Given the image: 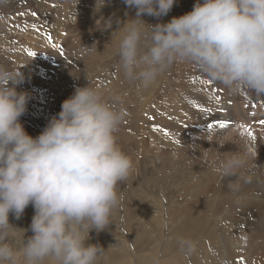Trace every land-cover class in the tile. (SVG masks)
<instances>
[{
    "label": "clouds",
    "instance_id": "obj_1",
    "mask_svg": "<svg viewBox=\"0 0 264 264\" xmlns=\"http://www.w3.org/2000/svg\"><path fill=\"white\" fill-rule=\"evenodd\" d=\"M105 3L96 0V9ZM123 3L135 9L119 30L125 79L148 88L179 63L230 95L264 98V0H196L190 12L155 25L142 17L167 16L176 0ZM23 82L21 71L0 65V264H97L104 249L87 243L89 234L111 224L118 185L133 168L117 143L123 112L101 90L77 86L32 137L21 123L29 102L17 91ZM29 205V229L10 224V213L20 219Z\"/></svg>",
    "mask_w": 264,
    "mask_h": 264
},
{
    "label": "rangeland",
    "instance_id": "obj_2",
    "mask_svg": "<svg viewBox=\"0 0 264 264\" xmlns=\"http://www.w3.org/2000/svg\"><path fill=\"white\" fill-rule=\"evenodd\" d=\"M13 1L16 0H8V2L4 5L10 7V9L6 10L0 8V18L2 16L7 21L6 24L7 27L0 26V34H1L0 38L2 37L3 40L4 38L6 40L8 39L7 44L2 47L4 52L2 54L0 52L1 54L0 65H3L9 70L21 71L24 76V82L21 85H19L17 91L27 92L29 94L27 112L21 118V123L23 124L26 132L30 136L33 137L38 136L43 131L44 127L47 125L50 118L56 115L57 113H59V111L61 110L62 102L73 94L77 86L84 87L90 85L93 88H97L101 90V92L105 95V98L112 103L113 107L117 108L118 105L120 110L123 109L122 110L123 122L121 123L119 130L116 133V137L119 135H124L125 137H128L135 142L144 139V142H146L148 145H151L153 147L154 153L149 157L152 162L154 159L155 163L152 164V162L149 161L147 166L151 169L143 173L142 176L144 174H149V175L154 174L162 169V171L160 172L161 175L158 177L161 178L163 182L160 184V186L157 187V189H155L157 191H154V195L152 194L148 195L147 192L139 194L140 192L135 191L133 196H131L130 198V201H132L131 199L136 200V198L142 196L143 200L145 199L144 201L148 203L147 207L144 208L142 207L141 215H139L138 218L135 220L136 222H140L141 224L145 223L144 226H142V229L145 230L146 233L142 235H139L138 230L128 231L126 229L125 220L123 219L125 213V209H124L125 207H123L122 204L126 203L127 200L122 193L124 189L118 188L119 193H122L121 195L122 201L120 200L119 206L112 213V217H111L112 224H110L107 229L99 233L92 231L90 233L91 235L89 234L90 239L89 241H87V243H91V244L100 243L98 245L104 249L102 254L99 256L100 259L98 258L97 260V264H101L100 261L103 262L104 261L103 258H105L104 256L105 255L108 256V254L111 251H119L118 243L120 241V238L123 240L122 235H124L126 238V242H125L126 249H125V254L121 253L120 251L121 254L120 258L126 256V259L125 260L114 259L113 261L108 262L107 264H120V263L121 264H158V262L159 264L170 263L172 257L170 255V252L169 254H166L165 252L166 249L160 251L151 250V249L153 247H156L157 244H159L158 240H166L169 232L172 230V227L168 226L166 219L168 209L169 208L176 209L180 207L185 209L190 204H192V207L189 210H192L195 206H204V205L210 206L213 214L212 216L210 215L208 217L209 219L208 226L210 229L208 230L209 231L208 233L215 234L216 231L223 230L224 239L226 241L233 240L235 238L234 237L235 232L233 226L235 227L239 224H237L238 222L236 221L234 214L231 213L229 209L219 211L217 210L216 204L221 202L219 201L220 199L224 200V202L235 204L238 203L237 199H242L243 195L237 194L235 196V194H232L230 192L228 193L227 191H224V193L214 191L213 190L214 187H212V181L210 180V177L214 176L213 175L214 171H204V168H205V164H213L215 166H220L222 168L223 167L225 168L228 167L229 161H233V160L239 161L240 164L237 165V168H240L248 172L249 175L246 176L245 178L238 180L240 184L236 189L239 192L243 187H245V183L248 184L247 188H250L251 190V188L255 186L253 184L254 183L253 179H255L256 183L258 182L256 176L264 177V167H262L263 165L261 164L259 168L257 167L258 165L256 164L253 165V161L254 162H257L259 160L264 161V123H262L263 120H260L261 118L264 117V111H263L264 101H262L261 98L250 95L247 91H243L241 93V96L245 95L242 96V99L246 103L245 109L246 107H248L249 109L253 107L256 110L261 108L263 111L262 116H257L255 114H252L251 120H249L248 122L244 121L243 123L236 116L238 109L237 107L238 100L236 101L237 99L236 95L228 94L222 86L220 87L219 85L214 84L210 80H207L203 74H201L200 72L198 73V70L195 67H191V66L188 67V65L181 64V66L183 67L182 69L181 67L179 68L177 64H174L172 66V69L170 70L171 71L170 77L172 78L171 84L173 87L170 88L169 86L168 89H170L171 92H174V90H176V92L172 93V96L169 97L168 99V97H165V89H164L162 91L164 94H162L161 97H157L158 96L157 95L154 96L153 99H151L153 101L152 106L157 107L162 103L163 106H166L165 102L171 100L174 101V104L175 101L179 102L181 99L178 96V92L182 93L183 96L186 97L185 99L189 101L195 98L197 102L199 101L204 102L205 105L201 106L200 103L199 105L195 104L196 106L194 105L195 107L194 108L187 102L186 104L190 107V109L196 110L197 114H192L191 116L178 115V118L177 116L170 117L169 115L166 116L167 119L166 117L163 116L161 120H159L160 114H156V112L152 110L154 114L153 113L147 114L149 117L146 120L145 125L143 126L146 129L141 131L142 128L141 123L140 126H138L137 123L133 122V120L136 121L138 118H140L143 109L141 100L139 99L140 96L137 97L138 95L135 92L137 91L136 90L137 87L133 90L127 89L128 80L123 77L122 73L118 71V67H117L119 60L118 57L119 40L116 42V46L104 51L101 48H104L106 46V43L108 42L109 39L108 38L105 39L103 33H101L99 37L97 34L98 30H100V28L102 29V27L106 29L111 28L113 33H118L120 28L123 27L124 23H126L129 20V16L131 12H133V15H135V9L127 7L123 3V0H112V1L106 0L107 5L105 4L103 6V10L105 9L104 10L105 12L103 10L100 11L101 9L97 10L98 7L97 9H94V12L89 10V8L93 9L96 7L95 4L96 2H94L96 0H93V2H91L93 3L92 6H89V4L91 5V3L86 2V0H61V1L56 0L55 1L56 3L52 2L48 4L47 7H46V3L41 0H18L22 4L25 3V4H30L32 6L30 8V12L27 11V13H25L26 9L22 8V6L19 7L18 4H15ZM184 1L185 2H183V5L180 10L181 12L179 11V13L181 14H179L178 17L188 12L187 0ZM64 2L67 3L64 4ZM109 2L112 4V6L109 5L110 4ZM121 5H123L124 7L119 8ZM86 7H88V9ZM106 8L108 9V12H106ZM111 9L115 11H111ZM103 12L104 15L109 14V19L106 21L111 20V27L104 26V23L106 21L100 22L99 20H96L95 24L96 25L98 24L97 25L98 30L93 29L92 27L91 30L89 29L85 32L84 29L82 28L80 31H77L76 33L69 34L68 30L65 29V27L68 25V22L66 21L69 18L75 17L76 19L78 18V21H80L78 22L74 20V22L69 25L72 24L76 25L78 23L83 25V23H81L82 20H80L79 16H85L88 14L98 15L101 13L103 14ZM65 14L66 16L64 17L63 15ZM117 14H120L122 17L114 21L113 19L117 18ZM89 20H85L83 22H88ZM29 52H33L35 53V55L29 56L28 55ZM111 54H114V56H111ZM88 56H90L91 58ZM188 71L189 73L191 72L190 75H188ZM198 79L199 81H197ZM195 80L197 81L196 84L193 83ZM186 82H188L189 84ZM210 84L213 86H211ZM141 88L142 86L139 85L138 92H141L140 91ZM121 89L128 90L125 93L126 95L125 101L127 102V103L125 102L124 104L125 109L123 108L124 106L123 103L122 106L118 102L120 100L119 91ZM133 93H135V95ZM214 95L217 98V100H215L216 98L214 97ZM135 96H136V100L138 99L140 100L139 105H137V103L139 102L135 103L132 100L133 97L135 98ZM230 96H232V98ZM209 97L212 99H210ZM196 101L195 103H197ZM213 101L216 102V104L214 105L215 107H220L218 111H214V112L211 111V107L209 106V104L213 103ZM136 105L138 107V110ZM135 111L136 113L139 114V116L138 114L134 113ZM124 113L125 114L127 113L126 115L128 117ZM154 115H158V116H154ZM221 115H223L224 118L227 119L225 122L229 125V127L227 129L216 128L214 132L210 131L208 125L212 123L218 125L219 122L217 121V119ZM135 117H137V119ZM164 120H167L168 123L171 120L172 122V123L170 122L171 125L167 126L168 125L167 121L165 123L163 122ZM136 127H137V131H136ZM150 129L159 133L158 137L160 138V143L149 135L148 130ZM211 130H213V128ZM143 131H146L147 133L144 134ZM226 135L228 137H226ZM118 141L121 140L117 137V143L119 144L120 142ZM165 142H167V144ZM158 150L160 152H158ZM130 151H132L133 155L136 156V151L134 150H130ZM194 156L198 158L200 162L204 163V168L201 171L196 169L190 171V169H188L187 167L184 168V166H182L181 169L178 168L177 166L175 168H172L168 165V163H179V162L185 165L187 162L184 160V158L186 157L189 158ZM218 162H220L221 164H219ZM245 163L247 164V167L242 166ZM225 174L227 175L229 173H225ZM165 179L167 180V182H165ZM143 181L151 182L152 181L151 176H147ZM154 184L157 185L156 182H152L149 185L153 187ZM183 184H185L186 186H182ZM121 186L123 185L121 184ZM235 186L237 185L235 184ZM186 187L188 190L181 191ZM230 187L232 186L229 185L228 188ZM159 188H165V189L163 190ZM212 190L213 192H210ZM161 191L163 192L161 193ZM213 193L214 194L216 193L215 195L218 201L215 199L213 200L209 199V195L210 194L213 195ZM250 194L251 195L253 194V196L245 194L244 197L252 201H258L260 199L259 192L255 191ZM162 195L164 196L172 195L173 198L171 200L168 199L160 200L159 203L152 202L153 200L159 198ZM148 199H150L152 203H149ZM189 202H193V203H189ZM27 208H31V209L25 210L23 215L21 216V218L24 221L21 218L19 219L23 229H29L32 218L28 214L29 213L34 214V209L31 205H29ZM9 216H10L9 222H11L10 224L16 227L14 223V220L16 218L12 214H10ZM153 216H154L153 219H155V221L152 222L151 220ZM231 218H233L234 220ZM224 221L227 222L225 223ZM214 222L217 224H215ZM232 223H234L233 226ZM227 224L228 225L231 224L232 227L230 225L228 226ZM227 228L230 229L228 230ZM151 230H154V235L150 234ZM253 233L255 237L252 236ZM31 235L32 233L30 230L26 232V237H29ZM259 235L260 234L255 231H252L250 235L249 233L246 235V239L244 240L245 243L247 242L245 244L246 248H247V244L249 245V247L246 250H250L251 248L252 250L246 251L239 259L235 260L236 264H240L239 263L240 261L241 264L242 263L247 264L248 262H249L248 264H264V240H263L264 236L260 237L261 235L260 236ZM141 242H153V244L151 243L149 246L142 248L144 250H141V248H138V244H137ZM257 243L260 245L258 247L260 248L261 251L258 250L259 249L258 247L257 250L254 249L258 245ZM105 248H107V250ZM249 252L250 254L248 255ZM246 255L249 257V259L248 257L244 258ZM240 259H243V261Z\"/></svg>",
    "mask_w": 264,
    "mask_h": 264
},
{
    "label": "bare ground",
    "instance_id": "obj_3",
    "mask_svg": "<svg viewBox=\"0 0 264 264\" xmlns=\"http://www.w3.org/2000/svg\"><path fill=\"white\" fill-rule=\"evenodd\" d=\"M41 1H44L46 3V7L48 4L52 3V2H55L56 0H41ZM59 1V0H58ZM61 1V0H60ZM112 1V0H111ZM11 2V1H10ZM15 4H18L19 7L22 6V8H25L26 9V12H30V8L32 7L30 4H25V3H20L18 0L16 1H13ZM86 2L88 3H91L93 2V0H86ZM96 2V1H94ZM114 2V1H113ZM117 2V1H116ZM183 2H185L184 0H176V3L175 5L173 6L172 10L168 13L167 16H164V17H160V18H154V17H150V16H143L142 17V20L145 22V24L147 25H155L157 23H167L168 21H170L173 17H178L179 14V11L181 10V7L183 5ZM56 3V2H55ZM54 3V4H55ZM63 3V2H62ZM67 3V2H66ZM64 2V4H66ZM110 3V2H109ZM115 3V2H114ZM196 3V0H187V10L188 12H190V10L193 8V5ZM39 4V3H38ZM41 4V3H40ZM93 3H91V5L89 4V6H92ZM96 4V3H95ZM107 5V1L105 3ZM44 5V3H43ZM42 5V6H43ZM52 5V4H51ZM109 5L112 6V4L110 3ZM41 6V5H40ZM88 6V7H89ZM38 7V6H37ZM88 7H86L88 9ZM106 7V6H105ZM121 7H124L123 5H121L119 8ZM2 9H10V7L8 6H4V7H0ZM18 8V7H16ZM108 8V7H107ZM106 8V12H108V9ZM113 8V7H112ZM94 9L95 8H89L90 11L94 12ZM102 11L103 10V7L100 8ZM72 10V9H71ZM70 10V11H71ZM99 10V6H98V9ZM105 10V9H104ZM103 10V11H104ZM117 10V9H116ZM111 11H115V10H112ZM11 12V11H10ZM15 12V11H14ZM22 12V11H21ZM105 12V11H104ZM104 12L103 14H98V15H95V14H88V15H85V16H79L80 17V20H82L81 23H78L76 25L72 24V25H69L71 23L75 21H78V18L76 19L75 17L73 18H69L66 22H68V25L65 27V29L68 30V33L72 34V33H76L77 31H80L82 28L84 29V31L86 32L87 30H91L92 27L93 29H97L98 30V27L97 25L95 24V21L96 20H99L100 22L102 21H106L109 19V14H106L104 15ZM181 12V11H180ZM186 12V13H188ZM3 13V11H2ZM12 13V12H11ZM98 13V12H97ZM185 14V13H184ZM14 15V14H13ZM77 15V14H76ZM9 16V15H8ZM59 16V14H58ZM64 17L66 16L63 15ZM62 16V17H63ZM135 15H133V12H131L130 16H129V19H132L134 18ZM5 17V16H4ZM120 17H122L120 14H117V18L113 19L114 21L119 19ZM7 18V17H6ZM60 18V17H59ZM90 19V20H89ZM85 20H89L88 22H83ZM80 22V21H78ZM2 23V24H1ZM76 23V22H75ZM7 24V21L5 20V18H3L1 16L0 18V26L1 27H7L6 26ZM63 26V25H62ZM15 28V27H14ZM16 29V28H15ZM14 29V30H15ZM63 29V28H62ZM4 31V30H3ZM61 31V30H59ZM7 32V31H6ZM14 33V32H13ZM90 33V31H89ZM103 33V36L105 39H109L108 42L106 43V46L104 48H101L102 50L106 51L108 50L109 48H112L114 46H116V42L120 39L121 35H122V32H118V33H113L111 28H104L102 27V29L100 28V30H98V37L100 36V34ZM4 34V32H3ZM1 35V34H0ZM3 36V35H2ZM6 36V34H5ZM12 36V35H11ZM14 36V35H13ZM9 38V37H7ZM13 38V37H12ZM8 40V39H7ZM7 40L4 38V40L2 39V37L0 38V52L1 54L4 52L2 47L4 45L7 44ZM10 40V39H9ZM13 40V39H11ZM36 40V39H35ZM26 44V43H24ZM0 54V55H1ZM111 56H114V54H111ZM90 57V56H88ZM96 57V56H95ZM91 58V57H90ZM88 58V59H90ZM97 58V57H96ZM96 60V59H95ZM89 61V60H87ZM92 61V60H91ZM90 61V62H91ZM86 62V61H85ZM88 63V62H87ZM178 67L182 68L183 67L181 66V64L177 63ZM35 67V66H34ZM175 67V66H174ZM189 67V66H188ZM33 69V68H32ZM172 69V67L170 69H168L165 73H163L158 79L157 81L149 86L148 88H144L142 86L141 88V92H138V86L140 85L139 82H130V81H126L127 82V89H135L137 87V91L136 94L138 95L137 97L140 96V100H141V103H142V113H141V116L140 118L137 119V117H135L137 120L133 122L137 123L138 126H140V123L142 125V128H141V131L146 129L145 127H143L146 123V120L148 119V113H153L152 110H154L156 112V114H160L159 115V120H161V118L166 117V116H169L172 117V116H177L178 118V115L181 116V115H188V116H191L192 114H197V111L194 110V109H190V107L186 104L187 102L192 106L194 107V105H199V103L201 104V106H204L205 103L204 102H197L196 99L194 98L193 100L191 99V101L185 99L186 97L183 96L182 93H179L178 92V96L179 98L181 99L179 102H176L175 101V104H174V101L171 100V101H167L165 102L166 103V106H163L162 104L158 105L157 107H153V101L151 99H153L154 96H157V97H161L162 94H164L162 91L165 89V97H171L172 96V93H175L176 90H174V92H171L170 89H168V87L172 86L171 84V77H170V70ZM178 69V68H177ZM193 69V68H192ZM31 70V69H30ZM182 73V72H181ZM191 73V72H190ZM189 71H188V75H190ZM199 73V71H198ZM194 74V73H193ZM123 75V74H122ZM197 75V74H196ZM199 75V74H198ZM175 76V75H174ZM173 76V78H174ZM182 76V75H181ZM124 77V76H123ZM182 78V77H181ZM195 79V77H194ZM179 80V79H177ZM193 80V79H192ZM208 80V79H207ZM206 80V81H207ZM199 81V79L197 80ZM196 80L193 82L196 84L197 82ZM38 82V81H37ZM204 82V81H202ZM208 82V81H207ZM212 82V81H211ZM125 83V81H124ZM173 83V82H172ZM177 83V82H176ZM188 83V82H186ZM206 83V82H205ZM189 84V83H188ZM208 84V83H207ZM198 85V83H197ZM202 85V83H201ZM211 85V84H210ZM124 86V85H123ZM206 86V85H205ZM213 86V85H211ZM175 87V86H174ZM221 87V86H220ZM123 88V87H122ZM202 88V87H201ZM212 88V87H211ZM127 89L125 90H120L119 91V95H120V100L118 101L120 103V105H123L125 104V93L128 91ZM203 89V88H202ZM209 89V88H208ZM207 89V90H208ZM217 89V88H216ZM220 89V88H219ZM215 90V89H214ZM200 91V89H199ZM221 91V90H220ZM244 90H241V92L236 95L237 99V113H236V116L238 117V119L240 121H242L244 123V121H249L251 120L252 118V114H255L257 116H262V109L259 108L258 110L254 109L253 107L251 109H249L248 107H246L245 109V105L246 103L244 102V100L242 99V96H245V95H242L241 96V93L243 92ZM110 92V91H109ZM131 92V91H130ZM212 92V91H210ZM222 92V91H221ZM195 93V92H194ZM108 94V92H107ZM110 94V93H109ZM135 95V93H133ZM132 94V95H133ZM174 95V94H173ZM110 97V96H109ZM215 97V95H214ZM220 97V96H219ZM232 98V96H230ZM128 98H129V95H128ZM210 98V97H209ZM216 98V97H215ZM245 98V97H244ZM136 100V96L135 98L133 97V102L137 103V105L140 104V100ZM212 99V98H210ZM262 101H264V98H261ZM130 100V99H129ZM131 100V101H132ZM179 100V99H178ZM217 100V98L215 99ZM234 100V99H233ZM247 100V99H246ZM166 101V100H165ZM195 101L197 103H195ZM206 101V100H205ZM230 101V100H229ZM261 102V101H260ZM127 103V102H126ZM131 103V102H130ZM33 104V103H32ZM36 104V103H35ZM38 104V103H37ZM158 104V103H157ZM216 104V102L213 101V103H210L209 106L211 107V111L214 112V111H218L220 107H215L214 105ZM122 105V106H123ZM136 105V107H137ZM195 105V106H196ZM252 105V103H251ZM28 106V105H27ZM32 106V105H31ZM34 106V105H33ZM208 106V107H209ZM221 106V105H220ZM248 106V105H247ZM125 107V105L123 106V108ZM234 107V106H233ZM251 107V106H250ZM29 108V107H28ZM117 108L120 109L117 105ZM132 108V107H131ZM195 108V107H194ZM125 109V108H124ZM130 109V108H129ZM123 110V109H122ZM137 110H138V107H137ZM136 110V111H137ZM204 110V109H203ZM43 111V110H42ZM127 111V110H126ZM136 111L134 113H136ZM140 111V110H139ZM228 111V110H227ZM27 112V111H26ZM31 112V110H30ZM133 112V111H132ZM223 112V111H222ZM37 113V112H36ZM205 113V111H204ZM32 114V113H31ZM125 114V113H124ZM127 114V113H126ZM125 114V115H126ZM138 114V113H136ZM154 114V113H153ZM135 115V114H134ZM147 115V116H146ZM127 116V115H126ZM124 116V117H126ZM133 116V114H132ZM131 116V117H132ZM136 116V115H135ZM139 116V114H138ZM154 116H158V115H154ZM205 116V115H204ZM128 117V116H127ZM152 117V116H151ZM22 118V117H21ZM38 118V117H37ZM153 118V117H152ZM151 118V119H152ZM183 118V117H182ZM125 119V118H124ZM134 119V118H132ZM150 119V120H151ZM167 119V117H166ZM169 119V118H168ZM209 119V118H208ZM128 120V119H127ZM154 120V119H153ZM177 120V119H176ZM180 120V119H178ZM186 120V119H185ZM205 120V119H204ZM220 120H224L226 121L227 119L224 118L223 115H221L217 121L219 122ZM258 120V119H257ZM260 120H263L264 121V117L261 118ZM259 120V121H260ZM126 121V120H125ZM130 121V120H129ZM128 121V122H129ZM167 120H164L163 122L166 123ZM209 121V120H208ZM216 121V120H215ZM37 122V121H36ZM123 122V121H122ZM162 122V121H161ZM171 122V120H170ZM168 123L167 121V126H170L171 123ZM179 122V121H178ZM38 123V122H37ZM134 123V124H135ZM180 123V122H179ZM199 123V122H198ZM136 124V125H137ZM149 124V123H148ZM146 124V125H148ZM152 124V123H151ZM182 124V123H181ZM190 124V123H189ZM188 124V126H189ZM204 124V123H203ZM209 124V123H208ZM191 125V124H190ZM195 125V124H194ZM212 125H215V123H212ZM217 125V124H216ZM134 126V125H133ZM183 126V125H182ZM132 127V126H131ZM190 128V126H189ZM218 128L220 129L218 126H215L213 127V130H210V131H215V129ZM181 130V129H180ZM261 130V129H260ZM136 131H137V127H136ZM149 131V135L156 139L159 143H160V138L158 137L159 136V133L156 132V131H153L152 129L148 130ZM185 131V130H184ZM183 131V132H184ZM226 131V130H225ZM171 132V131H170ZM205 132V131H204ZM230 132V131H229ZM232 132V131H231ZM144 134H146L147 132L146 131H143ZM195 133V131H194ZM185 134V133H184ZM118 135V134H117ZM173 135V134H172ZM171 136V135H170ZM174 136V135H173ZM180 136V135H179ZM207 136V135H206ZM229 136V134H228ZM226 135V137H228ZM33 137V136H32ZM121 141H118L120 142L118 145L120 146V148L131 158L132 162H133V168L131 170V173L128 177V179L124 182H122L121 184L123 186L118 185V188H123V196L126 197V203H123V207H125V213H124V216H123V219L125 220V226H126V229L129 231V230H138V233L139 235H142L144 233H146L145 230L142 229V226H144V224H141L140 222H136L135 220L138 218L139 215H141L142 211V207H147L148 206V203H146L144 200H143V197H139V198H136L135 199H131L132 201H130V198L131 196H133V194L135 193V191L137 192H140L139 194H142V193H145L147 192L148 195L149 194H152L154 195V191H157L155 189H157L158 186H160V184L163 182L161 178H159L158 176H160V172L162 171L159 170V172L157 171L156 173L154 174H144L142 176L143 173H145L147 170H150L151 168H149L147 165L149 163L150 160V157L153 153H154V150H153V147L151 145H148L146 142H144V139L140 140V141H133L131 140L130 138L128 137H125L124 135H119L117 136ZM217 137V136H216ZM182 139V138H180ZM189 139V138H188ZM164 141V140H163ZM167 141V139H166ZM167 144V142H165ZM187 143V142H186ZM227 146V145H226ZM130 150H134L136 151V156L133 155L132 151ZM228 150V149H227ZM158 152H160L158 150ZM201 152V151H200ZM155 157V156H154ZM153 159V157H152ZM156 159V158H155ZM184 160L187 162L185 165L182 164V163H168V165L172 168H175L176 166L178 168H182V166H184V168H188L191 170H199L201 171L203 168H204V163L200 162L198 158H196L195 156L194 157H186L184 158ZM259 160V159H258ZM233 161H236L237 163H235L234 165L232 166H229L228 164V167H220V166H215L213 164H205V168H204V171H214V176L210 177V180L212 181V187H214V191L216 192H223L224 191H227L228 193H232V194H235V196L237 194H242L243 197L242 199H237L238 203H227V202H224V200H219L221 202H219L217 205V210L221 211V210H225V209H229L231 211V213L234 214L235 216V219L236 221L238 222L237 226H233L234 223H232V226H233V229H234V232H235V238L231 241H226L224 239V231L223 230H220V231H212V232H215V234H212V233H208L210 230L209 229V226H208V217L211 215L212 216V211H211V207L208 206V205H204V206H195L192 210H189L191 207H192V204H190L187 208L183 209V208H176V209H171L169 208L168 211H167V223H168V226H171L172 227V230L169 232L166 240H158V243L156 245V247H153L151 250H156V251H160V250H165L166 249V254H169L170 252V255H171V262L168 263V264H236L235 260L239 259L246 251H250L252 250V248L250 250H246L249 245L247 244V248L245 246V239H246V235L249 233L252 232V231H255L257 233H259L260 237H263L264 236V177H259V176H256V178L258 179V182L256 183L255 182V179L254 180V187L251 188H247V185L245 183V187H243L241 189V191L239 192L236 188L238 187V185L240 184L238 180L242 179V178H245L246 176H249L248 175V172L240 169V168H237V165L240 164L239 161L237 160H233ZM152 162V161H151ZM150 162V163H151ZM198 162V163H197ZM155 163V160L153 159V162L152 164ZM219 164H221L220 162H218ZM256 164L258 165L257 167L259 168L261 166V164L263 165L262 167H264V161H257V162H254L253 161V165ZM243 167H247V164L245 163L244 165H242ZM228 172H227V171ZM226 171V172H225ZM220 172V173H218ZM225 173H229V174H225ZM253 175V174H252ZM257 175V174H256ZM142 176V177H141ZM147 176H151V182H144L143 180H145V178ZM217 176V177H216ZM141 177V178H140ZM223 177V178H222ZM253 177V176H251ZM196 178V177H195ZM199 178V177H197ZM249 179V178H248ZM150 180V179H149ZM252 180V181H253ZM190 181V180H189ZM257 181V180H256ZM152 182H156V184L153 185V187L151 185H149L150 183ZM165 182H167V180L165 179ZM147 183V184H146ZM235 184L237 186H235ZM229 185H231L232 187L228 188ZM182 186H186L185 184H183ZM188 186V184H187ZM250 186V185H249ZM177 187V186H176ZM181 188V187H180ZM159 189H165V188H159ZM220 189V190H218ZM185 190H188L187 187L185 189H182L181 191H185ZM206 190V189H205ZM210 191V192H213ZM172 191V190H171ZM208 191V189H207ZM259 192L260 193V199L258 201H252L250 199H246L244 197L245 194H248L250 196H253V194L251 195L250 193H253V192ZM119 192V190H118ZM163 191H161L162 193ZM169 192V191H167ZM174 192V191H173ZM208 192V193H210ZM122 193H120V195H122ZM165 193V192H164ZM212 194V193H211ZM210 194V195H211ZM216 194V193H215ZM213 193V195H209V199H215L217 200V197ZM226 194V193H225ZM228 195V194H227ZM177 196V195H176ZM184 196V195H183ZM198 196V195H197ZM201 196V195H200ZM199 196V197H200ZM218 196V195H217ZM225 196V195H224ZM223 196V197H224ZM181 197V196H180ZM208 197V196H207ZM133 198V197H132ZM173 198L172 195H162L160 196L159 198H156L155 200H153L152 202L153 203H159L160 200H171ZM201 198V197H200ZM199 199V198H198ZM196 199V200H198ZM122 201V200H121ZM149 203H152L150 199H148ZM175 201V200H174ZM218 201V200H217ZM216 201V202H217ZM233 201V200H232ZM236 201V200H235ZM234 201V202H235ZM133 202V203H132ZM176 202V201H175ZM171 203V202H170ZM189 203H193V202H189ZM202 203V202H201ZM167 204V203H166ZM176 205V204H175ZM214 206V205H213ZM167 207V206H166ZM31 208H26L25 210H29ZM189 210V211H188ZM165 212V211H164ZM224 212V211H223ZM221 213V212H220ZM11 214V213H10ZM222 214V213H221ZM31 218L32 216L34 215L33 213H29L28 214ZM115 215V214H114ZM14 216V215H13ZM10 217V216H9ZM12 217V216H11ZM224 217V216H223ZM226 217V216H225ZM21 218V217H20ZM154 216L152 217V222L155 221V219H153ZM10 219V218H9ZM22 219V218H21ZM214 219V218H213ZM233 219V218H231ZM230 219V220H231ZM23 220V219H22ZM21 220V221H22ZM226 220V219H224ZM229 220V221H230ZM234 220V219H233ZM24 221V220H23ZM222 221V220H221ZM232 221V220H231ZM225 223L227 221H224ZM11 223V222H10ZM14 223L16 225V228H19V229H23L19 219H15L14 220ZM215 223V222H214ZM236 223V222H235ZM112 224V223H111ZM115 224V222H114ZM217 224V223H215ZM222 224V223H221ZM224 224V223H223ZM147 225V224H146ZM228 225V224H227ZM231 226V224H229ZM228 225V226H229ZM214 226V225H213ZM224 226V225H223ZM231 226V227H232ZM166 227V226H165ZM223 229V228H222ZM228 229V228H227ZM230 229V228H229ZM228 229V230H229ZM216 230V229H215ZM226 230V228H225ZM95 232V231H94ZM93 232V233H94ZM91 233V232H90ZM131 233V232H129ZM228 233V232H227ZM150 234L154 235V230H151ZM91 235V234H90ZM94 235V234H93ZM92 235V236H93ZM166 235V234H165ZM228 235V234H227ZM91 236V237H92ZM95 236V235H94ZM162 236V235H161ZM253 237L254 236V233L252 234ZM104 237V236H103ZM102 237V238H103ZM166 237V236H165ZM207 237V238H206ZM230 237V236H229ZM251 237V236H250ZM257 237V236H256ZM96 238V237H94ZM100 238V239H102ZM122 238L123 240L120 238V241L118 243V249L119 251H111L108 256L105 255L103 258L104 261H100L101 264H107L108 262H111L113 261L114 259H117V260H125L126 259V256L125 257H121V254H120V251L121 253H124L125 254V242H126V238L124 235H122ZM90 239V237H89ZM99 239V240H100ZM135 239V238H134ZM251 239V238H250ZM249 239V240H250ZM261 239V238H260ZM92 240V239H91ZM114 240V239H113ZM128 240V239H127ZM264 240V239H263ZM262 240V241H263ZM89 241V240H88ZM134 241V240H133ZM155 241V240H153ZM251 241V240H250ZM103 242V240H102ZM135 242V241H134ZM223 242V243H222ZM253 242V240H252ZM261 242V241H260ZM96 243V242H95ZM130 243V242H128ZM136 243V242H135ZM153 244V242H141V243H137L138 244V248H141V250H144L142 248H145L147 246H149L150 244ZM256 243V242H255ZM94 244V243H93ZM100 244V243H98ZM97 244V245H98ZM258 244V243H257ZM111 245V244H110ZM114 245V244H113ZM260 246L259 244L256 246V248L254 249H258ZM255 247V246H254ZM258 247V248H257ZM111 248V247H110ZM103 249V248H102ZM107 250V248H105ZM132 249V248H131ZM253 249V250H254ZM116 250V249H115ZM259 251L260 248L258 249ZM191 251V252H190ZM253 252V251H252ZM258 252V251H257ZM106 253V252H105ZM163 253V252H161ZM254 253V252H253ZM250 254V252L248 253V255ZM252 255V254H251ZM256 255V254H254ZM134 256V255H133ZM151 256V255H150ZM168 256V255H167ZM160 257V256H159ZM248 257L247 255L244 257L246 258ZM133 258V257H132ZM168 258V257H166ZM170 258V257H169ZM243 258V259H244ZM252 258V257H251ZM254 258V256H253ZM252 258V259H253ZM100 259V258H99ZM102 259V260H103ZM243 259H240L243 261ZM249 259V257H248ZM250 259V260H252ZM239 260V261H240ZM247 260V259H246ZM188 261V262H187ZM248 261V260H247ZM167 262V261H166ZM245 262V261H244ZM253 262V261H252ZM241 264V261L239 262ZM249 263V262H248ZM247 263V264H248ZM121 264V263H120ZM159 264V262H158ZM162 264V263H161ZM167 264V263H166ZM243 264V263H242ZM246 264V263H245Z\"/></svg>",
    "mask_w": 264,
    "mask_h": 264
},
{
    "label": "snow or ice",
    "instance_id": "obj_4",
    "mask_svg": "<svg viewBox=\"0 0 264 264\" xmlns=\"http://www.w3.org/2000/svg\"><path fill=\"white\" fill-rule=\"evenodd\" d=\"M28 55L29 56H34L35 53L29 52ZM262 123H264V121H262ZM215 126H218L220 129H227L229 127V125L224 120H220L219 123H218V125L209 124L208 125V128H209V130H211Z\"/></svg>",
    "mask_w": 264,
    "mask_h": 264
}]
</instances>
